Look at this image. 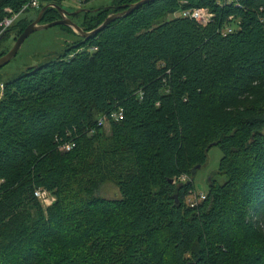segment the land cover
<instances>
[{
  "label": "trees",
  "instance_id": "16d2710c",
  "mask_svg": "<svg viewBox=\"0 0 264 264\" xmlns=\"http://www.w3.org/2000/svg\"><path fill=\"white\" fill-rule=\"evenodd\" d=\"M27 1L0 0V20ZM179 1L143 3L1 82L0 264H264V0ZM189 7L211 21L163 18ZM228 16L238 28L221 35ZM59 17L47 7L41 20ZM66 133L75 145L58 151ZM213 144L224 180L188 206L191 169ZM108 178L118 197L96 194ZM37 187L55 196L44 209Z\"/></svg>",
  "mask_w": 264,
  "mask_h": 264
},
{
  "label": "rangeland",
  "instance_id": "374dc122",
  "mask_svg": "<svg viewBox=\"0 0 264 264\" xmlns=\"http://www.w3.org/2000/svg\"><path fill=\"white\" fill-rule=\"evenodd\" d=\"M114 2V0H90L88 2H83L82 0H62L59 3V8L67 14L78 11L68 17L77 26H81L85 22L83 18L85 16L88 17L89 15L87 14L93 13L97 10L104 9L107 15L120 11H116L117 7H114ZM38 11L39 10H37V8L27 9L19 16L18 19L23 20L17 23L18 25L0 40V51H8L15 38L17 37L16 32L20 27V24L27 25L36 17ZM177 16H179L178 11H175L173 13L165 14L163 18L170 19ZM50 17L56 18L55 15H52ZM45 20V18H42L41 24L45 23ZM79 39L80 37L74 31L63 26H51L30 33L20 44L16 54L5 65L0 67V83L16 76L25 68L31 65H38L54 59L55 56L59 54L66 46L70 47V45H73V43L78 41ZM140 95L141 94H139V96ZM100 129L108 133V123H105ZM220 156L221 152L215 144L208 147L205 154L204 163L199 166L198 169H196L195 173L190 178L194 187V190L192 189V194H204L206 192L208 179H214L217 183H221L224 180L223 176L216 174ZM82 164L83 163H81V166L77 165L78 169H82ZM113 181L114 180H111L109 178L103 181L99 185L96 194L99 197L103 198L118 197L117 188ZM72 187L74 188L71 190H74L76 188V186L74 185H72ZM47 193L49 199L53 202L55 196L50 191H47ZM188 198H191V196H189ZM39 204L43 209L47 207L42 205L40 202Z\"/></svg>",
  "mask_w": 264,
  "mask_h": 264
},
{
  "label": "built area",
  "instance_id": "2783aa9c",
  "mask_svg": "<svg viewBox=\"0 0 264 264\" xmlns=\"http://www.w3.org/2000/svg\"><path fill=\"white\" fill-rule=\"evenodd\" d=\"M240 0H216V4L218 6H224L233 4L234 6L239 3ZM185 1L180 0L179 4H183ZM38 8V0H28L24 4L20 6V8L16 12H12L10 9L5 8L6 15L0 20V36L5 30L10 27L16 20H18L19 16L24 13L27 9ZM178 15L181 17H187L194 20L196 23L200 25H205L211 21L213 17V13L207 7H189L185 9H178ZM175 12V11H174ZM227 21L223 23V25L219 28V33L221 35H226L233 30L238 28V20H233L231 16H228ZM2 91V83H0V94ZM139 94H141L139 92ZM122 119V111L120 108L117 110L111 111L108 114H102L97 118V126L102 127L108 120L117 121ZM89 134L92 130L87 131ZM67 139L63 141L59 146H57L58 151L67 152L75 145V140L72 137H69V133H66ZM56 139V138H55ZM187 179L186 175H179L172 179V182H183ZM33 197L38 200L42 205L48 206L51 204L52 200L49 199L48 193L44 188H34L32 192ZM191 196V198H188ZM204 198V194H192L190 191L186 197H184V203L188 206H193L198 203L200 200Z\"/></svg>",
  "mask_w": 264,
  "mask_h": 264
},
{
  "label": "water",
  "instance_id": "95a60500",
  "mask_svg": "<svg viewBox=\"0 0 264 264\" xmlns=\"http://www.w3.org/2000/svg\"><path fill=\"white\" fill-rule=\"evenodd\" d=\"M152 0H137L134 3L129 4L126 8L124 7H120L122 8L120 11L118 12H114L111 13L109 15H107L102 21L101 23H99L96 27H94L93 29L89 30V31H83L79 26H77L75 23H73L68 16H70L71 14H75L71 13V14H67L65 13L63 10H61L59 8V6L55 5V4H44L43 6H41L39 8V11L36 15V17L30 21L27 25H25L23 27V29L20 31V33L17 35V37L15 38L14 42L12 43L11 47L8 49V51H6L3 55L0 56V67H2L3 65H5L17 52L20 44L22 43V41L32 32L36 31V30H40L43 28H48L51 26H66L68 28H70L72 31H74L79 37L82 38V40L86 39L87 37L95 34L96 32L100 31L102 28H104L109 22H111L112 20L120 17L121 15L127 14L129 12H131L133 9L137 8L138 6H140L143 3L146 2H150ZM47 7H52L54 9L57 10L58 14H59V18L56 20H52L46 23H40L41 20V15L42 12L47 8ZM199 168V165H196L195 167H193L191 169V174H194L196 169ZM168 182H171V179H168Z\"/></svg>",
  "mask_w": 264,
  "mask_h": 264
}]
</instances>
